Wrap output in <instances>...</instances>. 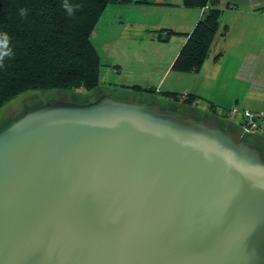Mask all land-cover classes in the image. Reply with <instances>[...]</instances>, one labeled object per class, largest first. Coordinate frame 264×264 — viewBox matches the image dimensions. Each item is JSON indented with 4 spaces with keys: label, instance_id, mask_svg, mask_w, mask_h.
<instances>
[{
    "label": "water",
    "instance_id": "water-1",
    "mask_svg": "<svg viewBox=\"0 0 264 264\" xmlns=\"http://www.w3.org/2000/svg\"><path fill=\"white\" fill-rule=\"evenodd\" d=\"M262 150L98 91L0 127V264H264Z\"/></svg>",
    "mask_w": 264,
    "mask_h": 264
},
{
    "label": "crops",
    "instance_id": "crops-1",
    "mask_svg": "<svg viewBox=\"0 0 264 264\" xmlns=\"http://www.w3.org/2000/svg\"><path fill=\"white\" fill-rule=\"evenodd\" d=\"M152 1L105 7L93 31L109 38L107 58L96 45L104 91L140 97L217 126L233 123L217 113L232 106L264 114V0H218L219 29L198 72L174 71L171 65L204 9L185 7L182 0ZM161 29L175 33L162 41ZM161 92L178 93V98Z\"/></svg>",
    "mask_w": 264,
    "mask_h": 264
},
{
    "label": "trees",
    "instance_id": "trees-1",
    "mask_svg": "<svg viewBox=\"0 0 264 264\" xmlns=\"http://www.w3.org/2000/svg\"><path fill=\"white\" fill-rule=\"evenodd\" d=\"M65 0H0V33L11 37L14 56L0 67V107L21 93L34 89L73 91L94 89L100 82L101 61L92 33L105 7L110 3H155L152 0H67L74 7L68 15ZM218 0H182L185 7L204 11L186 34L187 38L174 58L171 69L198 72L220 25ZM28 15L20 16V9ZM165 32L166 41L175 32ZM135 89H142L134 85ZM145 91H154L143 88ZM178 98V93L161 92ZM182 97V96H181ZM185 101L190 102L189 98Z\"/></svg>",
    "mask_w": 264,
    "mask_h": 264
},
{
    "label": "rangeland",
    "instance_id": "rangeland-1",
    "mask_svg": "<svg viewBox=\"0 0 264 264\" xmlns=\"http://www.w3.org/2000/svg\"><path fill=\"white\" fill-rule=\"evenodd\" d=\"M105 33L104 32H95V33L93 32L92 39L94 40L93 42H96L95 46L98 45L99 49L101 50L103 49L102 50L103 54L106 55L105 57L107 58L108 49L107 50L105 49L104 43L109 41V38L107 37ZM159 40L161 39L159 38ZM110 46H112V43H110ZM100 86L101 85L99 84L94 89L89 90V91H86L82 88H78L73 91L62 90V89H34V90H29L24 93H21L0 107V127L4 126L7 123V118H14L15 116L19 115L22 111L23 105L31 107L33 104H36L41 100L43 101L44 99L52 100L56 98H71L74 101H84L87 98L93 99L98 91L100 90L104 91L103 87L102 86L100 87ZM112 94L115 96L130 98L128 96H122L116 93H112ZM138 100H141L140 97ZM190 102H192V100H190ZM155 106L161 107V105L160 106L155 105ZM218 126H220V128L231 129L235 136H240L248 140L249 142L255 144L257 148L261 149L262 152L264 153V149L262 148V145H264V135L263 134H260L257 131L250 132V133H243L237 124L234 125V122L230 123V125L228 126L227 125L226 126L218 125Z\"/></svg>",
    "mask_w": 264,
    "mask_h": 264
},
{
    "label": "built area",
    "instance_id": "built-area-1",
    "mask_svg": "<svg viewBox=\"0 0 264 264\" xmlns=\"http://www.w3.org/2000/svg\"><path fill=\"white\" fill-rule=\"evenodd\" d=\"M228 121L236 123L243 133L259 132L264 135V114L256 113L248 109H240L232 106L224 111H218Z\"/></svg>",
    "mask_w": 264,
    "mask_h": 264
},
{
    "label": "clouds",
    "instance_id": "clouds-1",
    "mask_svg": "<svg viewBox=\"0 0 264 264\" xmlns=\"http://www.w3.org/2000/svg\"><path fill=\"white\" fill-rule=\"evenodd\" d=\"M68 15L73 14L74 7L76 9H79L81 5H69L67 3V0H65L64 4L62 5ZM28 15V12L26 9L21 8L20 9V16L25 17ZM11 37L7 32L0 33V67L4 66L5 58L11 59L14 56L13 49L10 47Z\"/></svg>",
    "mask_w": 264,
    "mask_h": 264
},
{
    "label": "flooded vegetation",
    "instance_id": "flooded-vegetation-1",
    "mask_svg": "<svg viewBox=\"0 0 264 264\" xmlns=\"http://www.w3.org/2000/svg\"><path fill=\"white\" fill-rule=\"evenodd\" d=\"M262 153V156H263V158H264V153L263 152H261Z\"/></svg>",
    "mask_w": 264,
    "mask_h": 264
}]
</instances>
